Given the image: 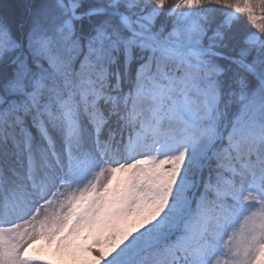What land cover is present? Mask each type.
I'll return each mask as SVG.
<instances>
[{
	"label": "snow or ice",
	"instance_id": "6c2138e0",
	"mask_svg": "<svg viewBox=\"0 0 264 264\" xmlns=\"http://www.w3.org/2000/svg\"><path fill=\"white\" fill-rule=\"evenodd\" d=\"M0 264H264V0H0Z\"/></svg>",
	"mask_w": 264,
	"mask_h": 264
}]
</instances>
